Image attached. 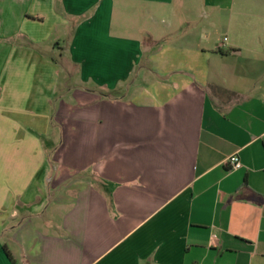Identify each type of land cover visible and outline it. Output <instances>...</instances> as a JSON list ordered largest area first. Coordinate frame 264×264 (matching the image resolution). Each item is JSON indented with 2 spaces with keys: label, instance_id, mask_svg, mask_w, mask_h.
Returning <instances> with one entry per match:
<instances>
[{
  "label": "crops",
  "instance_id": "0c3cea01",
  "mask_svg": "<svg viewBox=\"0 0 264 264\" xmlns=\"http://www.w3.org/2000/svg\"><path fill=\"white\" fill-rule=\"evenodd\" d=\"M0 264H264V0H0Z\"/></svg>",
  "mask_w": 264,
  "mask_h": 264
},
{
  "label": "built area",
  "instance_id": "2783aa9c",
  "mask_svg": "<svg viewBox=\"0 0 264 264\" xmlns=\"http://www.w3.org/2000/svg\"><path fill=\"white\" fill-rule=\"evenodd\" d=\"M228 166L231 170H239L242 168L243 164L240 157L235 154L228 159Z\"/></svg>",
  "mask_w": 264,
  "mask_h": 264
}]
</instances>
